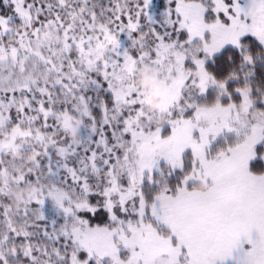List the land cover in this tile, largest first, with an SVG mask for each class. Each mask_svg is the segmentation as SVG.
I'll use <instances>...</instances> for the list:
<instances>
[{
  "label": "snow or ice",
  "instance_id": "obj_1",
  "mask_svg": "<svg viewBox=\"0 0 264 264\" xmlns=\"http://www.w3.org/2000/svg\"><path fill=\"white\" fill-rule=\"evenodd\" d=\"M151 2L4 0L21 23L0 15V264H264V88L251 82L264 0H167L162 22ZM227 45L242 60L217 79L206 65ZM144 65L162 73L163 112L137 86ZM210 87L215 102H201ZM47 198L62 224L45 223Z\"/></svg>",
  "mask_w": 264,
  "mask_h": 264
},
{
  "label": "rangeland",
  "instance_id": "obj_2",
  "mask_svg": "<svg viewBox=\"0 0 264 264\" xmlns=\"http://www.w3.org/2000/svg\"><path fill=\"white\" fill-rule=\"evenodd\" d=\"M0 1H2V5H4V0H0ZM228 2L231 3V0H228ZM240 3L242 6L247 7V5L249 4V0H240ZM8 8H9L8 13H6L5 15L11 16V23L17 24L18 21H20V23H21V20L19 19L18 15L15 14L14 11H12V9L10 7H8ZM167 8H168L167 0H152L151 7L149 9V13L157 22H162L163 17H164V13L166 12ZM0 15H2V14H0ZM15 21L17 23H15ZM248 35L252 36L251 34H248ZM120 42H121V48L122 49L130 48L131 44H132L131 40L127 37L126 34H122L120 36ZM226 52H229L230 54H232L234 56V55H238L240 53V50L235 48L232 45H227L225 47V49H223L220 53L215 54L207 62V65H206L207 69L210 72H212L216 76L217 79H225L226 76L230 73V71H232V69H229V70L220 69V70H218L220 68V65L222 64L221 61H222V58H224V55ZM230 64H232V63H229V65ZM216 70H218V71L215 73ZM210 93H212L211 95H213L212 98L211 97L209 98V96H208ZM217 95H218V89L215 87H210L208 89L207 93L204 96L200 97V101L201 102H207V103H213V102H215ZM236 95L239 96V98H235L233 96L232 100L238 102L241 99V97L238 93ZM228 102H230L228 97L222 98V103L227 104ZM259 105L260 104L258 103V107H259ZM235 141H236L235 135L230 134L228 137L227 143H235ZM225 146H226V142L224 140V137L221 136V137L217 138V140L213 144V151H216V150L223 148ZM262 149H264V142H262L260 145L257 146L258 151L262 150ZM254 169L256 170L255 167H254ZM42 211H43L45 218H46L45 222L48 225H60L64 222L63 213L56 207V205L54 204V202L52 201L51 198L46 199L45 204L42 208ZM229 264H231V263H229Z\"/></svg>",
  "mask_w": 264,
  "mask_h": 264
},
{
  "label": "clouds",
  "instance_id": "obj_3",
  "mask_svg": "<svg viewBox=\"0 0 264 264\" xmlns=\"http://www.w3.org/2000/svg\"><path fill=\"white\" fill-rule=\"evenodd\" d=\"M137 86L145 93V105L153 112H163L166 110V105L169 102V93L165 87V82L162 73L156 67L144 65L137 75ZM9 81L7 78L0 80V88H8ZM70 138L74 143H78L81 138V130L78 124H74L70 129ZM151 152L159 154L163 151L162 144H156L151 149ZM210 185L206 181H201L193 190L198 192H207ZM30 187L22 189H14L11 191L9 199L15 206H20L24 200L31 195ZM171 219V218H170Z\"/></svg>",
  "mask_w": 264,
  "mask_h": 264
},
{
  "label": "trees",
  "instance_id": "obj_4",
  "mask_svg": "<svg viewBox=\"0 0 264 264\" xmlns=\"http://www.w3.org/2000/svg\"><path fill=\"white\" fill-rule=\"evenodd\" d=\"M8 10H9V8L8 7L6 8L4 5H2V1H0V14L5 15L6 13H8ZM15 23H17V22L15 21ZM17 24L19 25L20 21H18ZM242 43L248 44L249 45V51H251L253 54H255L257 52V46L259 45V41L257 40V38L248 35V36L242 38ZM261 47H264V46H261ZM228 54H229V52L225 53L224 58H222V61H221L222 64L220 65V68L218 70H220V69L238 70L239 69V64H240V62L242 60V58L240 57L239 54L238 55H234V56L231 54L235 58V60H234V62H232V64H230V65L228 64L227 66H225L224 60H225V56L228 55ZM218 70H216L215 73ZM255 71L257 72V76L252 77V81L251 82H252L253 86L254 87H262V88H264V84H262L261 81H260V76L264 75V58H262L261 60H258ZM243 84H244V81L242 79L241 80H236V81H229L228 87L230 89H235L237 87L243 86ZM211 94L212 93H210L208 95L209 98L213 97V95H211ZM234 97L235 98H239V96H237L236 94L234 95ZM259 107H263V106L259 105ZM254 167H253V170L255 171ZM93 200L95 201V198H93ZM84 215L93 224H96V223L100 222L96 217H93L90 214H84ZM104 222L105 223L107 222L106 218H105Z\"/></svg>",
  "mask_w": 264,
  "mask_h": 264
},
{
  "label": "crops",
  "instance_id": "obj_5",
  "mask_svg": "<svg viewBox=\"0 0 264 264\" xmlns=\"http://www.w3.org/2000/svg\"><path fill=\"white\" fill-rule=\"evenodd\" d=\"M229 263H231V262H229Z\"/></svg>",
  "mask_w": 264,
  "mask_h": 264
}]
</instances>
